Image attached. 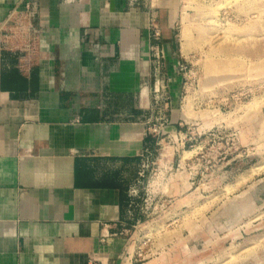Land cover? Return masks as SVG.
<instances>
[{"label":"crops","instance_id":"obj_1","mask_svg":"<svg viewBox=\"0 0 264 264\" xmlns=\"http://www.w3.org/2000/svg\"><path fill=\"white\" fill-rule=\"evenodd\" d=\"M167 12L160 0H0V264L122 252L124 176L144 139L122 107L160 53L174 64ZM17 21L32 31L26 52Z\"/></svg>","mask_w":264,"mask_h":264},{"label":"rangeland","instance_id":"obj_2","mask_svg":"<svg viewBox=\"0 0 264 264\" xmlns=\"http://www.w3.org/2000/svg\"><path fill=\"white\" fill-rule=\"evenodd\" d=\"M160 5L177 51L122 107L143 152L125 172L124 247L109 264H264V0Z\"/></svg>","mask_w":264,"mask_h":264},{"label":"built area","instance_id":"obj_3","mask_svg":"<svg viewBox=\"0 0 264 264\" xmlns=\"http://www.w3.org/2000/svg\"><path fill=\"white\" fill-rule=\"evenodd\" d=\"M135 3L138 0H133ZM151 1V0H149ZM26 10H29V7L26 5ZM29 14V13H28ZM153 23V22H152ZM16 30L19 31L20 35L16 36V38L18 37L19 39H14L15 41H17L18 43H22L24 49H20V48H15L17 51H22V52H26L27 49H29L30 47V37L25 38V35H30L32 33L31 29H23V26L21 25V23H18V21L16 22ZM31 36V35H30ZM152 36L154 38H158L159 37V31L156 28H152ZM159 58H163V54L160 53Z\"/></svg>","mask_w":264,"mask_h":264},{"label":"bare ground","instance_id":"obj_4","mask_svg":"<svg viewBox=\"0 0 264 264\" xmlns=\"http://www.w3.org/2000/svg\"><path fill=\"white\" fill-rule=\"evenodd\" d=\"M142 95L144 96V97H147V90L146 89H144V90H142Z\"/></svg>","mask_w":264,"mask_h":264}]
</instances>
